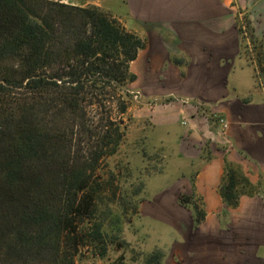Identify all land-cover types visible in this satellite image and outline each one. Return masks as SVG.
<instances>
[{
	"label": "trees",
	"instance_id": "16d2710c",
	"mask_svg": "<svg viewBox=\"0 0 264 264\" xmlns=\"http://www.w3.org/2000/svg\"><path fill=\"white\" fill-rule=\"evenodd\" d=\"M143 48L99 7L0 0V264H76L83 249L106 251L120 239L124 213L109 207L117 201L108 196L119 176L109 171L99 181L98 172L125 140L114 109H129L130 67ZM254 192L226 167L220 193L227 207ZM178 202L191 208L194 227L203 221L192 196ZM163 259L155 250L145 264Z\"/></svg>",
	"mask_w": 264,
	"mask_h": 264
},
{
	"label": "crops",
	"instance_id": "0c3cea01",
	"mask_svg": "<svg viewBox=\"0 0 264 264\" xmlns=\"http://www.w3.org/2000/svg\"><path fill=\"white\" fill-rule=\"evenodd\" d=\"M52 1L101 9L110 2ZM122 7L119 21L144 42L130 67L135 81L128 89L135 105L129 112L147 122L144 143L149 152L163 156L169 167L163 173H172L167 189L154 196L164 194L163 201L188 212L195 233L188 260L236 264L253 254L259 261L264 246L258 245L264 237V79L243 54L237 24L245 18L253 41L264 40V0H122ZM215 116L227 121L226 131ZM227 166L255 188L239 198L236 208L227 207L220 193ZM181 195L192 196L204 214L198 226L191 208L179 204ZM176 212L174 224L185 217ZM177 226L173 229L179 234ZM239 234L254 240L243 248L232 239Z\"/></svg>",
	"mask_w": 264,
	"mask_h": 264
},
{
	"label": "rangeland",
	"instance_id": "374dc122",
	"mask_svg": "<svg viewBox=\"0 0 264 264\" xmlns=\"http://www.w3.org/2000/svg\"><path fill=\"white\" fill-rule=\"evenodd\" d=\"M101 10L110 13L119 20L118 17L123 11L122 0H110ZM243 19L246 21L245 18ZM239 35L242 40L243 54L263 80L264 40L257 43L253 41V31L249 24L246 36L248 41H246V37H242L240 32ZM128 88L129 86L127 87L129 92ZM123 100H126L129 108L135 105L131 94L130 98L127 97ZM114 113L117 119H122L120 124L126 127V137L118 153L105 161L103 169L98 172V176L99 181H103L108 178L109 171L118 174V184L109 188L108 195L109 200L117 201V203L111 204L109 207L115 212L124 213L126 223L123 225L120 239L113 243H107L105 245L106 251L103 250L104 245L101 244L90 249L85 248L76 257V264H119L120 262L145 264L146 258L155 250H161L164 253L162 264H191L187 257V250L194 246L192 238H194L195 233L190 228L188 212L178 208L175 203L163 201L162 196L164 194L154 196L167 189L168 183L171 182L172 173H163L164 169L169 168L168 166L165 167L163 156H157L155 153H151L152 151L149 152L148 146L144 143V138L150 127L147 122H139L134 119L129 109L127 113L120 115L115 106ZM142 152L149 154L150 162L145 159ZM118 188H121L122 194L120 197L119 195L115 197L113 190L118 191ZM138 189H140L139 192H137ZM172 191L171 189L170 193H173ZM142 199L145 201L141 204V214H136L134 205ZM177 209L184 213L185 217L184 220H179L174 224L171 217L177 213ZM173 225H180L177 226L179 227V234L173 229ZM228 229H234V227ZM115 234L114 229L110 230V236H115ZM259 238L261 242L258 245H264V237L260 236ZM232 239L243 248H247L254 240L251 236L242 234L235 235ZM251 256L246 254L244 262L240 260L236 264H264V246L260 248L257 254L259 261Z\"/></svg>",
	"mask_w": 264,
	"mask_h": 264
},
{
	"label": "built area",
	"instance_id": "2783aa9c",
	"mask_svg": "<svg viewBox=\"0 0 264 264\" xmlns=\"http://www.w3.org/2000/svg\"><path fill=\"white\" fill-rule=\"evenodd\" d=\"M237 27H238V30L241 33L242 37H246L247 36V29H248V24L246 23V21L244 19L239 20ZM246 39H247V37H246ZM215 119L223 131H226L228 129L229 125L223 117L215 116Z\"/></svg>",
	"mask_w": 264,
	"mask_h": 264
}]
</instances>
